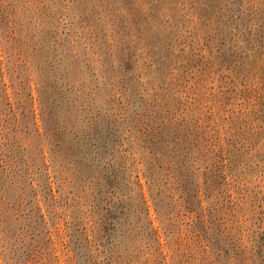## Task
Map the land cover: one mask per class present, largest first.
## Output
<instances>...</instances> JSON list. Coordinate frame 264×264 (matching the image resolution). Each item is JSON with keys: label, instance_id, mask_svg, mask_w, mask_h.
<instances>
[{"label": "rangeland", "instance_id": "rangeland-1", "mask_svg": "<svg viewBox=\"0 0 264 264\" xmlns=\"http://www.w3.org/2000/svg\"><path fill=\"white\" fill-rule=\"evenodd\" d=\"M0 264H264V0H0Z\"/></svg>", "mask_w": 264, "mask_h": 264}]
</instances>
